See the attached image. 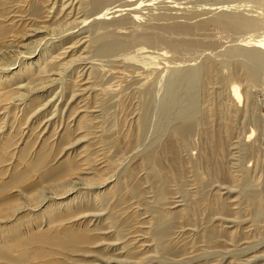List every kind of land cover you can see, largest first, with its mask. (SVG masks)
I'll return each instance as SVG.
<instances>
[{
  "label": "bare ground",
  "instance_id": "bare-ground-1",
  "mask_svg": "<svg viewBox=\"0 0 264 264\" xmlns=\"http://www.w3.org/2000/svg\"><path fill=\"white\" fill-rule=\"evenodd\" d=\"M76 1L78 4L77 9L75 8L77 11L76 14L81 15H78L79 18L82 17L80 19L83 20L94 18L93 22H95L94 25H92L93 27L91 26V28L88 29L90 34L92 35V39L90 44L87 45V47L89 48L92 43H96L97 48L93 47L96 48L94 50H96L98 55L102 57L106 56V60H108L107 62H89V67L91 69L89 72V79L91 75L93 77V80L90 81L94 84V86L90 84L89 89H91L92 86L95 88H100V92L98 89L97 92L92 91L93 93L96 92V95L94 94L95 97L92 96L94 98V101L91 99L93 102H95L93 108H96L99 112H97L98 114L96 115H94L93 112H90V114L87 109L86 111L82 112L81 116H79L76 123L75 132L77 131L79 136L77 138L75 137L76 134L74 132L64 127L65 129L64 131L62 130V133L60 134V139L58 141H55L56 143L54 146L50 145V143L48 144L47 142H44L42 143L41 147L36 151V153H33V151H31L33 147L31 143L25 142L24 146L22 145L23 147L18 150L19 148H17V145L21 139L20 137H22V134L18 138L17 131L21 129L19 127L20 125H22L20 119H23L20 115H18L20 112L19 105L25 99V96H28L27 98L29 99V105L26 106L29 107L30 114L32 113L31 111L35 110L36 105L33 106V98H35L36 95H33V98L31 99L29 97L30 94L27 93L30 91V85H32L31 82H33L34 80L27 77V79L31 80H29V82L27 81L28 83L26 82V84H23L22 86H18L16 84L17 88H11V86L15 82L9 84L10 87H7L8 84L4 85L3 81H0V223H5L0 224V264H71L72 261L75 262V260L78 259L79 255H81L82 258L79 259H83L82 261L90 262L91 260L88 261L87 259L91 255L94 256V254H96L95 257H97L101 254L99 245L103 244L99 241V237L97 235L98 233H101L102 237L104 238V241L108 242L110 236H113L114 239L116 238V240H120L128 234L138 231H144V233L147 235L145 237V240L151 243V248L154 253L159 254V257L157 258L156 256L157 259H154L156 262H158L157 264H168V261H170L169 264H176L177 262H174V260L172 261V259H175L176 256H180L186 253L184 251V248L186 247H184L183 245L185 240L184 238L181 239L179 237V235L181 236V233L184 230L186 224L193 225V221L195 222L198 218L201 217V219L203 220L208 219L209 216L212 214L228 215L229 213H231L230 208L227 202H225L226 199L223 198L224 200H221L220 197H218L219 194L215 196V194L217 193H214L215 197H212L213 199L207 196L209 198L208 199L202 194H200L199 197L195 200L192 199V203H190V205L186 204L182 206L181 209L178 210V212L175 211L174 213L169 211V215L171 216L165 218V215L162 217L163 214L159 211V209L162 208L160 202H164L167 195L171 196L172 194L180 195L181 193H183L184 196H186L189 192L188 196L190 194L195 196L197 193L199 194V192L205 189L204 188L200 190L201 185L204 186L210 181H213L215 183L218 182V184L223 183L226 185V182H230L229 178L231 179V182L234 181V184L237 182H242L246 183V185H250L253 191V193H251L252 195L249 194L247 196L246 194L247 198L246 196H244L246 198V211L251 213V221L254 227H256V229H259L261 227L260 225L264 226V195H262L259 191L256 190V188H259L258 186L261 182L260 178L262 176H252V170L250 171V169H256L257 167H259L258 164H260L259 162L262 159H260L259 153L261 150L264 149L263 130L261 131L260 127H257L256 131L254 129H250V133L247 134L244 139L240 138L241 140H239V143H241V146H243L245 149L246 155H254L256 157L255 165L253 164L254 168L245 166V163H240L238 164V166H236L237 168L233 170V166H228V161L226 159L228 154L227 150L229 148L228 142L231 138H233L232 136L234 135V133H236L238 138L240 137L238 132H234V126L235 124H237V121L241 118L242 113H245L248 106L250 107L253 104L250 101L251 89L255 86L257 87V85L262 80V75L264 74V32L262 31L264 29V0H211V3H207L206 0H202V6L205 5L206 7H200V9L202 8L201 10H203L205 14L208 13L207 15L203 13L205 16L202 17H198L199 12L201 10H198V12L196 9V11L194 9L190 11L186 9L188 14L185 13L186 11L182 9L184 7L182 5L187 4L188 6V3L186 2H189V0H185L186 2H184L183 0V2L186 4L182 3V5L180 4L181 6L177 5L181 7L180 12L183 13L182 10H184V13L186 14V16L184 14L185 17L181 16L180 21L178 19L177 21L175 20L178 17L177 15L174 20L172 19L175 16H173V14H177L178 11H176L177 13H168L171 11L169 10L171 6H169V8L168 6H165V3L167 2L163 0H157L149 4L143 5V2L149 0ZM175 1L177 2L178 0ZM204 1L208 4V6ZM199 2L201 3V1ZM74 3L75 0H0V76L6 74L10 70L8 68H10V66L13 64L11 63L10 59L7 58V49L16 47L15 45L18 46L19 43L16 41L20 39L18 41H20L21 43V41H23L24 36L28 35L31 31L33 33V28H35V26L36 28H39L38 26L44 28L43 26L45 25V23L43 22V19H51V21L53 20L51 24L55 25H60L59 21L62 23H66L67 18L64 12L68 7H71V9H73V6L75 5ZM179 3L180 2L178 1V3L175 4ZM196 3L197 5H200L198 4V2ZM191 5L189 4V6ZM132 6L134 7L132 8ZM177 6L175 7L176 10L178 9ZM189 6L187 8H189ZM11 14L13 15V17L10 16V19L9 15ZM55 15H64V17L61 18V20H58L57 18H59V16L54 18ZM96 16L99 17L95 18ZM15 17L18 18V20H15ZM169 17V22L168 19H166L167 21L165 22L163 21L165 20V18ZM182 17H184V20L181 21ZM159 19H162L164 23H162L161 21L162 24H158L157 22ZM14 21H23L25 22V24L22 25L21 22L18 25ZM166 22L168 23L166 24ZM42 23L44 25H42ZM70 25L71 24H69V26ZM18 26L21 27L19 28ZM208 26H210V28L214 27V29H218L221 32H227V35L229 33H234V35L236 34L238 37H236L235 39H238L239 43H234L230 47H226L223 52L220 51L218 53V56L215 55L216 57H218L217 60H212V58L214 57L213 55L212 58L209 57V55H211L212 53L211 52L209 54V52L211 51L210 50L208 52L209 55L207 54V52L205 53V56L203 55L204 57L202 60L200 59V63L199 61H197L198 64L193 63L195 66H193V64H191L192 66L188 64V67L182 68L183 65L181 63V68H179V66L178 68L176 66L173 67L174 65L179 64L177 62H179L181 58L177 57H181V53H185V51H181V53L178 51L192 49V47L196 44V37L192 38L191 35L193 36L199 31L202 32L201 29H203L204 32L206 30H204V28ZM128 28H132V31L130 33L123 32L125 31V29ZM40 30L42 31V29ZM43 32L46 35L44 36L43 40H46V38L48 37V32L47 30H43L41 33ZM82 32L83 29L81 28L78 29L76 33H73L72 31L63 34L61 33L62 35L57 36L59 38L56 41H50V43L49 39L51 37L49 36L50 38H48L45 43L43 42V45H41L44 48L45 44H47L46 42L49 43L48 47H46L43 52L44 55L46 53L53 54L58 52L59 54H56L55 58H59L60 55L64 56L66 52L62 51L65 45L68 44L69 46V43H71L73 40L74 41L72 42V45L79 42V39L77 41L75 40ZM203 32L200 34L202 35ZM120 33L124 34L121 35ZM204 33H206L205 35L207 37V40L205 39V37L202 39L200 38L199 40L198 37L200 44H202L204 42L203 40H205V42L203 43L204 47L206 41L209 42L208 44H212L211 46L206 45V47H211L212 49L214 48L213 46L216 47V45H213L214 42L212 40L209 41L207 36L208 32L206 31ZM41 35L42 34H40V36ZM205 35L203 34V36ZM239 37L241 38L239 39ZM251 39H255L256 42L252 44L249 43L248 40ZM43 40L41 39V41ZM41 41H38V43H40ZM246 41L247 43H243ZM20 45L21 44H19V46ZM203 46L200 47L202 48ZM149 48L152 50L149 52V54H145V49L150 50ZM22 51L24 52V50ZM130 51H135L134 53H137V55H139L138 57L145 58L144 66V60L143 62L141 61L142 65L140 66H143L142 68L140 66L126 67V65L123 66L124 63L122 64V66H119V63L114 64V61L116 60H114L115 57L120 55L123 56V54ZM193 51L195 50L186 52L192 53ZM177 52L180 54H178ZM17 53H19L18 56H20L22 52H20L19 50V52ZM175 53L179 56H173V54L176 55ZM182 56H185V54ZM183 59L184 57L180 61H182ZM62 63L56 64L54 68L58 71V73L56 72L57 76H59L58 79H64L63 82L62 80L60 82L63 83L62 86L64 88L65 93L66 90H68L69 92L72 90L74 92L75 90L78 91L77 93H79L80 90L78 88L79 85H77V83H74L69 79L65 80V76H68V74H66V64ZM167 65H173L172 67L170 66V69L168 68L169 71H171V76L172 74H174L176 77H185V74L189 75L190 73L192 74L190 76H197V78L201 77L199 78L202 79V83H200V86L202 88L201 91L203 92V98H205L206 100L205 105L202 106V103L200 102L201 105L199 104L200 106H197L196 102L203 99L201 97V99L199 98V95L202 93L198 92L199 95L197 96L199 100L194 102L197 99L196 97L194 101H191L193 104L196 103V106L194 107L193 105V107L189 109L187 108V110H180L179 123L169 128L163 125V118L161 117L166 111L165 108H168L167 106L169 105H167V103H170V100L169 102H166L163 105L160 104L161 106H159V109L153 108L154 104H149L150 100L154 98V96L158 95H155L154 83H159L160 77L162 76L164 69L165 71L168 70ZM93 66L96 68L92 69ZM45 68L42 67L39 70V73H45L46 71H49V69ZM98 71H100V74L104 76L102 80L98 79L100 77H97ZM108 73L115 74V77L111 76L112 74L109 75ZM106 74H108L107 77H111L107 78ZM132 76L135 77V84L137 80V87H135L137 88V90H135L132 95V97L134 96L136 98V104H134V110L137 112V119L136 121L134 120L136 122V126L134 127L135 130H133V126H131L130 123L128 124V121L130 120L127 118L125 120L124 118L122 120V125L120 126L119 135L118 133L107 131V134L105 133V136L102 135V137H100L99 135H97V133L101 129H107L105 127L107 123V127L110 128V124L113 122L114 117L117 114L116 111L120 109L118 111V113H120L125 110L119 102L120 105L117 106L118 109L116 108L115 112L112 111L111 115L109 113V111L111 110L108 111V109H110L109 107L111 106L107 105V101H104L103 92H105L106 95L113 96V94L115 93L114 89L120 86L118 85V83H122V87L124 86L127 88L128 84L124 85V81H126L127 79L130 80ZM110 78L111 80L112 78L115 79L116 82L110 83ZM178 80L180 79L178 78ZM212 80H216V82L221 83L225 82L229 86L233 81L239 82L241 85H243L244 88L241 94L243 93V98L245 102L244 107H239L241 105L240 92L232 88L231 90H229V97H226L224 103L214 105L213 102H208L209 95L214 93V90H210L213 89V87L211 88L210 86V89L208 88V85H210L209 83L213 82ZM29 83L31 84L29 85ZM179 85L180 86H176L174 84L175 87L173 88H175V91L173 90V88L171 90L169 87V89L171 90L170 96L173 95V98H176V96L174 95H179L178 93L181 91L179 90L177 94H174L178 90V88L176 89V87L182 86V89L184 87L182 85V81ZM157 86L158 84L155 87ZM34 88L37 87L35 86ZM119 88H121V86ZM92 89L94 90V88ZM157 89L160 90V88L158 87ZM68 91L66 93L67 96L69 95ZM101 93H103V97L100 96ZM193 93L191 92L192 96ZM36 94L38 95L40 93L38 92ZM53 94L54 96L51 95L52 98H58L59 94H56V92H54ZM216 94H219L220 96V92ZM222 95L223 94H221V96ZM167 96L168 98H166V100L170 98L169 94ZM20 97H24V99H21ZM63 98L64 97H60L59 101ZM179 98L180 97H178V99ZM50 99L46 100L43 104H41L42 106H39H47V104L51 103ZM64 99H67V97ZM54 100L52 99V103ZM160 100L158 99V101ZM16 101L18 103H16ZM175 101H177V99ZM65 104L66 106L67 104L69 106V101H67ZM164 105L166 106L165 108ZM39 106L38 108H40ZM76 107L73 108V113L74 111H77L81 108L78 105ZM50 108H52V106L49 107V109ZM22 110L23 106L21 111ZM157 110H159L160 112H158ZM55 111L56 110H54L53 112ZM61 112L59 111V113H56L60 114ZM157 112L159 114V123H161L157 126V129H159L157 137L159 141V143L157 142L158 145L152 150L150 149L143 152L141 159H137L138 161L135 163L133 162L134 164L129 169L123 171V173L127 177L126 180L124 177H119L118 180L116 179L117 181L115 180L116 182H114L113 185H110L111 187L109 188L107 194L98 193L95 195V198L93 200L94 202L92 201V203H95L96 207H98L100 211L107 212V210L110 208L109 211L106 213L105 217H103L104 220L102 224L105 226L101 224V226L103 227L98 226L97 229H95L94 227H96V223L94 224V227H88V224L84 223V221V226L82 225V221H79V223L81 222L80 224L75 221V218L80 216V211L82 212L83 205L78 206L77 210H72L68 208L70 204H67L66 207L64 206L66 208V211L61 212L60 207L64 205L63 203L65 202H63V200H55L57 198V195L62 196L69 192V190H73L72 188H68L74 186L73 178L78 176L79 177L77 179L79 180H85L87 178L85 182L90 184L89 187H87L88 189H92L91 187L97 186L98 184L101 185L102 182L106 180L105 177H108L107 179H109V174H114L116 163H118L120 160H124L125 156H128L126 154L131 149V147H133L136 143L140 142L143 138H146L144 137V135L149 127L148 125L149 123H151V121H153L152 117L154 114H157ZM130 113L127 114L129 115ZM198 113L199 117L196 118V115ZM24 114L26 116L27 113ZM52 115L53 114L51 113V116ZM60 115H58L59 123H56V125L53 124L54 131H52V135H56L57 126L62 125V123H64L65 121V119H63V117ZM12 118H14V120ZM10 119L11 121H13L10 122ZM157 122L158 121H156V123ZM16 124H18V127L14 128ZM36 126H39V123ZM154 129L156 128L154 127ZM166 130H169V133L166 134ZM32 134H34V132ZM193 134L198 135L197 140L195 141L191 138ZM90 135L91 137H89ZM88 137L92 140V142L94 141V145L98 144L99 147L102 148L101 151L103 152L101 154L97 152H89L84 155L82 159L70 158L68 157V155L62 154V152L65 151V145H67L70 140L72 142H75L76 140H81L83 138ZM251 137L253 138V140H250ZM72 139H75V141H73ZM143 141L144 139L142 140V143ZM244 141L246 142L244 143ZM32 143L34 142L32 141ZM192 144L195 146L193 147ZM195 148L198 149V154L196 155V157H193L190 151ZM16 151H19L17 156L18 164H14V166L12 167L10 165L11 162L7 161L12 158ZM59 154L64 155L61 161L55 159ZM102 163L103 165L105 164L104 167H101L103 166L101 165ZM5 165H7V167ZM94 165L101 166L95 167ZM137 169L143 172H141L140 174L138 173ZM137 175H139V178ZM230 185L228 187H230ZM191 189L194 191H190ZM47 190L52 191V197H50L49 195H45L47 194ZM202 193L206 195L208 192ZM148 197L151 198L152 203L156 201L157 206L151 205V202L149 201ZM44 202H49L48 206L46 208H42V210H40L39 212L36 211V208H39V206H41ZM109 202H111L112 204L111 207L108 204ZM131 205L141 209L142 211L144 210V212L146 213L150 212L151 215L149 216L150 219L148 221L150 222V224H147V227H149L148 229L145 228L146 226H143L144 222L141 221H138V224L135 223L136 226L133 225L131 227L130 222L132 220H137L134 219V217L136 216V210L131 213H128L127 211L128 208L132 207ZM98 212L99 211H97V214ZM20 213L24 214L18 215ZM87 213L88 212H86V214ZM90 214L94 215L91 212ZM235 217L238 218V216L236 215ZM29 219L34 220V225H28L27 227L31 228L28 229L26 233H24L21 231V225L24 221ZM178 220L180 222L184 221V224L176 225V222ZM43 223H45V228H42ZM177 227L179 229L181 228L180 234L178 233L179 235H176ZM131 228H134L135 230H132ZM107 229L109 232V237L106 238V235L103 233V231H107ZM206 230L207 234L203 235L202 238L208 236V239H210L209 236H212L213 234L225 237V233L222 235L223 232L220 230V228L216 229L215 227H211L209 229L206 228ZM233 232L230 234V243H232V241H234V238H236L235 233ZM258 234L261 235L260 233ZM136 237L138 238V236ZM223 237H221V239ZM226 238L229 237L226 236ZM226 238L225 242L227 241ZM208 239H204V241H207L208 243ZM222 243L223 245H225L223 241L221 242V244ZM107 248L108 247L105 245L104 249ZM127 253V257H130L131 255L133 256V254H131V251H127ZM143 257L145 258V256ZM163 259H166L167 262L164 263ZM192 260L193 259H191L189 262L191 263ZM181 262L183 263V261Z\"/></svg>",
  "mask_w": 264,
  "mask_h": 264
},
{
  "label": "rangeland",
  "instance_id": "rangeland-1",
  "mask_svg": "<svg viewBox=\"0 0 264 264\" xmlns=\"http://www.w3.org/2000/svg\"><path fill=\"white\" fill-rule=\"evenodd\" d=\"M154 1H157V0L145 1V2L142 3V5L143 4H149V3L154 2ZM163 1L167 2V3H165L166 4L165 6H168V8H169V6H171L169 8V10H171L172 12L170 11L168 13L172 14V13H175L176 11H178V13L176 12L177 14H173V16L175 15L174 18L171 17L174 20L176 18V15H177L178 17L175 19L176 21H177V19L180 21L181 16H184L185 13L188 14L186 9L189 10V11L193 10V9L194 10L196 9L197 11L198 10L200 11L205 6V5L202 6L203 5L202 4L203 3L202 0H194L195 3L192 0H189V2H191V3L186 2L184 0V2L188 3V6H189V4L191 5V4L194 3L193 5L189 6V8H187L188 6H187L186 3L183 2V0L182 1L178 0L180 2L179 4H175V3H178V1L176 2L175 0L174 1L173 0H163ZM199 1H201V3ZM206 1H207V3H211L210 2L211 0H209V2H208V0H206ZM196 2H198V4H200V5H197ZM168 3H169V5H168ZM182 3H184L186 5H182ZM207 3H206V5L208 6ZM74 4L75 5L73 6L74 7L73 9H71V7H68L65 10V12H64V14L66 15V18H67L66 19L67 20L66 23H64V22L62 23V22L59 21L60 25H58V24L55 25V24H51L53 20L51 21V19L50 20L43 19V22L45 23V25L43 23H42V25H44L43 26L44 28H42L41 26H38L39 28H36V26H35V28H33V30L35 32L33 31V33H32V31H31L30 32L31 34L29 33L28 35L24 36L23 41H21V43H20V41H18L20 39H18L16 41L19 44H21L20 46H19L18 43H17L18 46L15 45L17 47V50H16V47L9 48V49L6 50L7 55H8L7 58H9L11 63H13V64L10 66V68H8L10 70L6 74L0 76V81L2 80L4 85L8 84L7 87L8 86L10 87L9 84L15 82L11 86V88H17V85L18 86H22L23 84H26L27 81L29 82V80L33 79L34 81L31 82V83H32V85L34 83V85L32 86V85H30L31 83H29L30 91L27 92V93L30 94L29 97L31 99L33 98V95H36L35 98H33V102H34L33 106L36 105V108L34 110L35 112L31 111L32 113L34 112L33 114L32 113L30 114L29 107L26 106V105H29L28 104L29 99L27 98L28 96H25V99H24V97H20L21 99L23 98L24 100L21 102L22 104L20 103V105H19L20 106V112H19L18 115H20L21 118H23V119H20V122L22 123V125H20L19 127L21 129L18 130V131L16 130L18 132V138L22 134L21 135L22 137H20L21 139H20V141H19V143L17 145V148H19L18 150H20L21 147L24 146L25 142L31 143V145L33 146L31 151H33V153H36V151L41 147L42 143H44V142H47L48 144L50 143V145L54 146L55 143H56L55 141H58L60 139V134L62 133V130L64 131L65 128H68V129H70V131L74 132L76 134L75 137L77 138L79 136H78V132L77 131L75 132L76 123H77V119L79 118V116H81L82 112L86 111V109L88 110L89 113L93 112L94 115L98 114L97 112H99L96 108L95 109L93 108L94 107L93 105L95 104V102H93L94 98L92 96L95 97L97 89L99 90L100 88L93 87L94 84H93V82H91L93 80V77L90 75V79H89V72L91 70L89 66H90V63H97V61L98 62H103V61L107 62L108 60H106V58H107L106 56L102 57V56L97 54L96 50H94V49L97 48L96 43H92L91 46L89 47L90 49L87 47V45L90 44L91 39H92V35L90 34L88 29H90L91 26L94 25V23H95V22H93L94 18L90 19L88 17L89 19H87V20L80 19V18H82V17L79 18L78 15H80V14H78V15L76 14V12H77L76 9H77V5H78L76 0H75ZM180 4L182 6H184L182 9H184L186 11L185 13H184V10H182L183 13L180 12L181 7L177 6V5H180ZM174 5H176L179 10L178 9L176 10L175 9L176 6H174ZM192 6H194V7L196 6V7L194 8ZM133 7L134 6H132V8ZM200 7H202V8L200 9ZM129 8H131V7H129ZM70 9H71V11H70ZM166 10H167V7H166ZM195 11H192V12H195ZM203 13L205 14V12L203 10H201L199 12V16L198 17H202V16H205V15L208 14L207 13V14L204 15ZM52 14H53V11H52ZM10 16L13 17L12 14L9 15V18H10ZM58 16L55 15L54 18H56ZM185 16H186V14H185ZM63 17H64V15L63 16L60 15L59 18H57V19L61 20V18H63ZM98 17L99 16H96L95 18H98ZM184 17H182L181 21L184 20ZM101 18H102V16H101ZM16 19L18 20V18L15 17V20ZM74 19H75V21H74ZM107 19H109V18H107ZM162 19L161 20L159 19L157 23L158 24L161 23ZM166 19H168V22L170 21V17L169 18H165V20H163V21L164 22L167 21ZM110 20H111V18H110ZM163 21H162V23H164ZM14 22H16V21H14ZM21 22H22V25L25 24V22H23V21H21ZM21 22L18 21V22H16V24L19 25ZM68 22H70V23H68ZM90 22H92V23H90ZM168 22H166V24ZM69 24H71V25L69 26ZM21 26H18V27L20 28ZM67 26H69V27H67ZM210 26L204 28V30L206 29L204 32H206V31L208 32L207 36H208L209 41L212 40L214 42L213 45H216V47L213 46L214 47L213 49L211 47H206V45L207 46H209V45L211 46L212 45V44H208L209 43L208 41H206V44H205V47H204L203 43L205 42V40H203L204 42L201 40L203 43L200 44V42H199L200 38L202 39V38L205 37V39L207 40V37L205 35L206 33L203 32V29H201V31L203 32V34L205 36H203V34L202 35L200 34L202 32H200L199 31L200 29H199L198 33L196 31L197 34H195L193 36L191 35L192 38L196 37L195 38L197 40V42L195 44L196 46L194 45L192 47V49L178 51L180 53H181V51H185V53H184L185 56H182L184 54L181 53L182 54V55H180L181 57H177V58H181V59L184 57V59H183L184 61L183 60L180 61L181 60L180 59L179 62H177L179 64L174 65V66L172 65L173 67L176 66L178 68V66H179V68H181L180 67L181 63L183 65V66L181 65L182 68L188 67L189 65H191L193 63L194 64H198L197 61H199V63H200V61L205 56V53L207 52V54H208V52L210 50L211 51L209 52V54L211 52L212 53H211V55L208 54L209 57L212 58V55H213L214 57L212 58V60H214V59L217 60L218 57H216V56H218V53L220 51L223 52L226 49V47H230L234 43L235 44L239 43L238 42L239 40L235 39L236 37H238L236 34L234 35V33L232 34V33L228 32L229 34L227 35V32L225 33V32L222 31L223 32L222 33L220 30L214 29V27L210 28ZM81 28L83 29V32L75 40V41H77L79 39L78 40L79 42H77L74 45H72V42L74 41L73 40L71 43H69V46H68V44L65 45L66 48L64 47V49L62 51V52H64V51L66 52L67 55L64 54V56L66 55L65 57L63 55H60L59 58H55L56 54H59L58 52L57 53H53V54L46 53L44 55L43 52L46 49V47H48L50 41H56L59 38L57 36H61L63 33H68L70 31H72L73 33H76L77 30L81 29ZM84 28H86V29H84ZM40 29H42V31L43 30H47L48 37L46 38V40L51 37L49 39V43L46 42L47 44H45L44 48L41 45H43L42 44L43 42L45 43L46 40H43V39H44V36H46V35H45L44 32H43L44 34L41 33L42 31ZM215 30L218 31V32L220 31V32L218 33ZM131 31H132V28H128V29H125V31H123V32L130 33ZM262 31L264 32V29ZM40 34H42V35L40 36ZM120 34L122 35L124 33H120ZM198 37H199V40H198ZM243 37H244V35H243ZM240 38L241 37H239V39ZM41 39L43 41H41ZM36 40H37V42H36ZM38 41H41V42L38 43ZM248 42L252 44V43L256 42V40L255 39H251V40H248ZM243 43H247V41L243 42ZM198 45L203 46V47L201 48ZM93 47H96V48H93ZM207 48H208V50H207ZM200 49H202V50H200ZM19 50H20V52H22L20 54V56L22 55L21 58H20V56H18L19 53H17V52H19ZM22 50H24V52ZM151 50L152 49H150V50L145 49V51H146L145 54H149V52ZM191 50H195L197 52L193 51L195 53H193V52L192 53L191 52L188 53ZM186 51H188V52H186ZM134 52L135 51H130V52H127V53L123 54V56L120 55V56L115 57L114 60L115 59L116 60L114 61V64L119 63V66H122V64L124 63L123 66L126 65V67H135V66L142 65V62L144 60V62H143V66H144L145 65V58L143 56L142 57L144 59L141 58V57H138L139 55H137V53H134ZM15 53H17V54H15ZM180 53H178V54H180ZM178 54H176V55L173 54V56H177ZM194 55H195V57H194ZM98 56L102 57V58H99ZM18 57L20 58V60H19ZM13 58H15V59H13ZM18 60H19V62H18ZM49 61L52 62V63H50ZM62 62L66 64L65 65L66 66V70H67L66 74H68V76L67 75L65 76V80L69 79L70 81H72L74 83H77V85H79V87H78L79 90H80L79 93H77L78 91H75V90H74V92H73V90L70 91V92L68 90H66V93H67V91L69 92V95L68 96L66 95V93L64 91V88L62 86V84H63L62 82L64 81V79L63 80L61 79L62 82H60L61 80L58 79L59 76H57L58 71L54 68L56 64H60ZM48 64H49V66H48ZM51 64L52 65L54 64L53 67H52ZM194 64H193V66H195ZM45 65H47L48 67L45 66ZM143 66H140V67L142 68ZM170 66L171 65H167V69L168 68L170 69L172 67V66L171 67ZM42 67L43 68L46 67L47 69H49V71H46L45 73H39V70ZM99 67H101V66H99ZM93 68H96V67L93 66L92 69ZM169 69L167 71H165V69H164L165 72L163 71L162 76L160 77V81H159V83H157L158 84L157 87L160 88V90L157 89V87H155L157 84L154 83V89H155L154 92H155V95H157V94L158 95L154 96V98L151 99L152 102H151V100L149 102V104L150 103L154 104V106L152 105L153 108L159 109V106H161L160 104L163 105L166 102H169V100H170V103H167V105H169V106H167L168 108H165L166 106L164 105V108H165L166 111L164 112L163 116L161 117V118H163V121H162L163 125H165L167 128L173 127L174 125L179 123V121H180L179 120V112H180V110H187V108L189 109V108L193 107V105H194V107L196 105L200 106L201 103H202V106H203V105H205V102H206L205 98H203V92L201 91L202 88L200 86V83H202V79H199L201 77L197 78V76L196 77L195 76L194 77L190 76V75H192L190 73H189V75L185 74L186 78L184 76L183 77L182 76L176 77L174 74H172V76H171V71H169ZM139 70H137V71H139ZM53 74H55V75H53ZM108 74L109 75L112 74L111 76L115 77V74H113V73H111V74L108 73ZM108 74H106V77H107ZM111 76H108L107 78H109ZM262 76H263V77H261L262 80L257 85V87L255 86V87H253L251 89V100L250 101L253 104L250 107L248 106V108L245 111V113L244 112L242 113L241 118L237 121V124H235V126H234L235 127L234 128V132H238L240 137L238 138L236 133L233 132L234 133V135L232 136L233 138H231L230 141L228 142L229 148L227 150L228 154L226 153L227 154V158L226 159L228 161V166L229 165L231 167L233 166L232 167L233 170H235L237 168L236 166H238V164H240V163H242V164L245 163L244 165L248 166L250 168H254V165H255V158L256 157L254 155L253 156L252 155H246L245 149H244L243 146H241L242 144L239 143V140H241L240 138L244 139L245 136L250 133V129H254L256 131L257 127H260L261 131L263 130V133H264V74ZM27 77H29L31 79H27ZM97 77H100V78H98L100 80H102L104 78V76L100 74V71H98ZM178 78L180 80H178ZM112 80L110 78V83L111 82H116L115 79L112 78ZM134 80H135V77L132 76L130 78V80L127 79L126 81H124V85L128 84L127 88L124 87V86L122 87V85H121L122 83L121 84L118 83V85H120L121 88H119L120 86H118V87L116 86L117 88L114 89L115 93L113 94V96L106 95V93L103 92L104 93V101H107L106 102V103H108L107 105L113 107V108H111V107L108 106L110 108V109H108V111L111 110V111H109V113L111 115H112V111L115 112V109L117 108V106L120 105V103L123 106V109H125V110L120 112V113H118V111L120 109L117 108L118 109L116 111L117 114L115 115L113 122L110 124V128L107 127L108 126L107 125L108 123H107L105 127L108 130L107 129H105V130L101 129L100 130L101 132L99 131L97 133V135H99L100 137H102V135L105 136V133L107 134V131H109V132L112 131L113 133H118V135H119L120 126L122 125V120L124 118H125V120H126V118L130 120V121H128V124L130 123V125L133 126V130H135L134 127L136 126V122L135 121L137 119V117H136L137 116V112L134 110V106H135L134 104H136V98L134 96L132 97V95L135 92V90H137V88H135V87H137V80H136V84H135ZM181 81H182V85L185 87V89H184V87L182 89V86L181 87H176V89L178 88V90L174 94H177L179 92V90H181L182 93L180 91L178 93L179 95H174V96H176V98L175 97L173 98L172 97L173 95L170 96L171 95L170 91L172 90L173 87H175L174 84L176 86H180L179 84H181ZM212 81L214 83L210 82L209 83L210 85H208V88L210 89V86H211V88L213 87V89H210V90H214V93L211 94L212 97H211V95H209L208 102L211 101V102H213L214 105H219L220 103H224V100L226 99V97H229L228 96L229 93H230L229 90H231V88L234 89V90H238L240 92V94H241V92L243 91V88H244L243 85H241L239 82H236V81L231 82L230 86L227 83H225V82L221 83V82H216V80H212ZM35 84H37V85H35ZM90 84L93 85L92 88H94V90L92 88L89 89ZM139 84H138V86H139ZM29 85H28V87H29ZM35 86L37 88H34ZM169 87H170L171 90L169 89ZM189 87L191 88V90H190ZM62 88H63V90H62ZM60 89H61V92H60ZM173 90L175 91V88H173ZM37 91L40 93V94H38L39 96L36 94V93H38ZM92 91H96V92L93 93ZM54 92H56V94H59L58 98L57 97L52 98V96H54V94H53ZM62 92H63V94H62ZM75 92L77 93V96H76ZM99 92H100V90H99ZM191 92L192 93L193 92L194 93L195 92L196 93H198V92L200 93L201 92L202 94L199 95V93L198 94L195 93V95H196L195 96L194 93H193V96H192ZM219 92H220V96H221V94H223V95L225 94V95L224 96L222 95L220 97L219 94H216V93H219ZM222 92H225V93H222ZM71 93H73V94H71ZM103 93H101L100 96L103 97ZM48 94H50V95H48ZM168 94H169L170 98L166 100V98H168V96H167ZM40 95H41V97H40ZM197 95H199V98L201 97L203 99L199 100ZM65 96L67 97V99H64V98H66ZM105 96H107V97H105ZM108 96L109 97L111 96L112 98L111 97L109 98ZM60 97H64V98L59 101ZM157 97H158L159 100H160V97H161V100L158 101ZM178 97H180V98L178 99ZM196 97H197V99L194 101V99ZM155 98L157 99V101H156ZM189 98H191V99H189ZM48 99L51 100L50 101L51 103L47 104V106L45 105L44 107H41L42 106L41 104H43ZM52 99L53 100L55 99L56 101L54 100L53 103H52ZM176 99H177V101H175ZM219 99H221V100H219ZM192 100L194 102L199 100L198 101L199 103L196 102L197 104L195 103L196 104L195 105V104H193L191 102ZM67 101H69V106H68V104H67V106L65 104ZM16 103H18V102L16 101ZM25 103H27V104H25ZM58 103H60L61 105L58 104ZM158 103H159V105H158ZM54 104H55V107H54ZM240 104L241 105L239 107L243 108L244 104H245L244 98H243V93L241 94V103ZM39 105H41V106H39ZM77 105L80 106L81 108L79 110H77V111H74V113H73L72 112L73 108L76 107ZM157 105H158V107H157ZM189 105H190V107H189ZM22 106H23V110L21 111ZM38 106L40 108H38ZM51 106H52V108L49 109V107H51ZM63 106H65V107H63ZM152 106H150V107H152ZM57 107H59L60 109L57 108ZM46 108H47V110H46ZM76 108H78V107H76ZM18 110H19V108H18ZM54 110H56V111L53 112ZM64 110H66V111H64ZM129 110H130L131 113L129 112ZM59 111L60 112L62 111L60 113L61 115L57 114V113H59ZM157 111L160 112L159 110H157ZM135 112H136V114H135ZM158 112H157V114L153 115V117H152L153 121H151V123H149V125H148L149 127H148V129H147V131H146V133L144 135V137H146V138H143L144 139L143 143H142V140H143L142 139L140 142L136 143L133 147H131V149L126 154L128 156H125L124 160H120L118 163H116L115 169H114L115 170L114 174L112 175L110 173L109 174L110 175L109 179H107L108 177H105L106 180L104 182H102V184L100 183L101 185L98 184L97 186L91 187L92 189H88L87 187H89L90 184L85 182V180L87 178L85 180L83 179L84 181L77 179L79 176L78 177H74L75 179L73 178L74 186L68 187L69 189L72 188L73 190H71V191L69 190V192H67L66 194H64L62 196L61 195H57V198L55 200V201L63 200V202H65V203H63L64 205H62L63 207L62 206L60 207L61 212H65L66 211L65 207L67 206V204H70L68 208H70L72 210H77L78 206H80V205L82 206L83 205L82 212L80 211V216L75 218L76 219L75 221H77L78 223H79V221H82V225L84 226V223H86V224H88V227H94V224L96 223L95 224L96 227H94L95 229H97L98 226H101V224H102V222L104 220L103 217H105L106 213L109 211L110 208L107 210V212L100 211L99 208L96 207L95 203H92V201L94 200L95 195L98 194V193L107 194L109 188L111 187L110 185L111 184L113 185L114 182H116L119 177H124L125 180H126L127 177L123 173V171L129 169L135 162H137L139 159H141V156H142L143 152H145L146 150H150V149L152 150L158 145L159 141H158L157 137H158L159 129H157V126H158V124H161V123H159V114H158ZM24 113H27L26 116H25ZM51 113L53 114L52 116H51ZM127 113H130V114L128 115ZM22 114H23V116H22ZM126 114L128 115V117H127ZM58 115L62 116L63 119H65V121H64V123H62V125L57 126L56 135H52V131H54L53 130V124L56 125V123H59L58 122L59 121ZM27 116H28V118H27ZM64 116H65V118H64ZM198 117H199V113L196 115V118H198ZM12 119L14 120V118H12ZM117 119H118V121H117ZM155 120L158 121V122L156 123ZM12 121L10 119V122H12ZM38 123H39V126H36V125H38ZM261 125H262V127H261ZM17 127H18V124H16V126L14 128H17ZM154 127L156 129H154ZM151 130H153V131H151ZM33 132H34V134H32ZM165 133L166 134L169 133V130H166ZM89 137H91V135ZM89 137L88 138H83L81 140H76V141H75V139H72L75 142H72L70 140L68 143H70V144L72 143V144L70 145V144L67 143V145H65V147H64L65 151L63 150L64 152H62V154H66V155H68V157L76 158V159H80V158L82 159L83 156L86 155L89 152L90 153L97 152V153L101 154L103 152V151H101L102 148H100L98 144L94 145L93 144L94 141L92 142V140L89 139ZM197 137H198L197 134H193V136L191 138H192V140L195 141V140H197ZM252 137L250 138V140L251 139L253 140ZM52 139H54V140H52ZM47 140H49V141H47ZM32 141L34 143H36V144L32 143ZM245 142L246 141H244V143ZM247 143H249V142H247ZM19 145H21V146H19ZM192 146L194 147L195 145L192 144ZM197 150L198 149L195 148L192 151H190V153H191V155L193 157H196V155L198 154ZM18 153H19V151H16V153H14L12 158L7 161V162H11L10 165L12 167L14 166V164H18V157H17ZM62 154L61 155L59 154L58 155L59 157L57 156L55 159L61 161L62 158L64 157V155H62ZM259 154H260V159L262 158L261 161L259 162L260 164H258L259 167L256 166L257 167L256 169H250V171L252 170L251 171V175L252 176L253 175H256V176L257 175H261L262 176V177L260 176L261 178L259 177L261 179V182L260 181L259 182L262 185L259 184V186H258L259 188H256V190L259 191L262 195H264V161H263L264 160V149L261 150ZM132 158H133V160H132ZM101 165H103V163ZM101 165H98V166L94 165V166L95 167H99ZM104 165L101 166V167H104ZM5 166L7 167V165H5ZM238 169H239V167H238ZM141 172H143V171L138 170V173L141 174ZM137 176L139 178V175H137ZM229 180H230V182L229 181L226 182V185L223 184V183L222 184L221 183L218 184V182L215 183L213 181H210L208 183L210 185V188H209L208 184H206L204 186L201 185L200 186L201 187L200 190L205 188L204 190L206 192H208L206 195H204L202 193V192L206 193L204 190L199 192V194L197 193L195 196L190 194L189 195L190 197L188 196L189 192H188V194L186 196H184L183 193H181L180 195L179 194H176V195L172 194L171 196L167 195V197L164 200V202H160V205L162 206V208H160L159 211L163 214L162 217L165 215V218L166 217L168 218L169 216H171V215H169L170 214L169 211L174 212V213H175V211L178 212V210H180L182 206H184L186 204L190 205V203H192V199L195 200L196 198L199 197L200 194H202L206 198L209 197L211 199H213L212 197H215V196H217L219 194L218 197H220L221 200L226 199L225 202H227V204L229 205V208H230V212L231 213H229L228 215L227 214L226 215L225 214H223V215H219V214L218 215L217 214L214 215V214H212V215L209 216L208 219H204L203 220V219H201V217L198 218L195 222L193 221V225H189V224H186V226L184 225L185 228L182 231L183 234L181 233V236L179 235L181 228L180 229L178 227L176 228V231H177L176 235H179V237L181 239L184 238L185 241H184L183 245H184V247L187 248V249L184 248L185 249L184 251L186 252V253L184 252L185 254L180 255V256H176L175 257L176 260L174 258L172 259V261L174 260V262H177L176 264H264V233H263L264 232V226L260 225L261 227L259 229H256V227H254V225H253V223L251 221V219H252L251 213L246 211V208H245L246 207V204H245L246 201L245 200H246V198H247V196L249 194L252 195L251 194V193H253L252 188L250 187L249 184L248 185H249L250 188L248 187V185H246V183L237 182V183L234 184V181L231 182L230 178H229ZM228 183H229V185L231 183L230 187H228L229 186ZM190 191L193 192L194 190L191 189ZM214 193H217V194H215V196H214ZM237 194H239V195H237ZM246 194H247V196H246ZM45 195H47V196L49 195L50 197H52L53 193H52L51 190H49V191L47 190V194H45ZM244 196H246V198ZM263 198H264V196H263ZM149 201L151 202V205L157 206L156 201H154L152 203L151 198H149ZM234 202H236L237 205ZM48 203L49 202L42 203V205L39 206V208H36V211L39 212L40 210H42V208H46L48 206ZM108 204L110 205V207L112 206L111 202H109ZM86 205H87V207H86ZM88 205H89V207H88ZM93 205H95V206H93ZM96 208H98V209H96ZM135 210H136L137 213L135 212L136 216L134 217V219H137V220H132L130 222L131 227L133 225L136 226V224H138L137 222L141 221V222H144L143 226L144 227L146 226L145 228L148 229L149 227H147V224H150V222H148L149 219H150L149 216L151 215L150 212L146 213V212H144V210L142 211L141 209L136 208L135 206H132V207L127 209L128 213L134 212ZM97 211H99L98 214L101 213V214H99V216L97 214ZM86 212H88L89 214L88 213L86 214ZM90 212L93 213L94 215L90 214ZM21 214H24V213H20L18 215H21ZM235 215L238 216V218H236ZM83 221H84V223H83ZM145 221H147L148 223L145 222ZM197 221L198 222L200 221V222L198 223ZM183 222L184 221L180 222L178 220L176 222L177 223L176 225L184 224ZM0 224H5V223H0ZM28 225H34V220L29 219V220L24 221L23 224L21 225V231L26 233V231H28V229L31 228V227H27ZM44 225H45V223H43V227L42 228L46 227ZM103 226H105V225H103ZM103 226H101V227H103ZM211 227H215L216 229L220 228V230L223 232L222 235L225 233V237H223L221 235L217 236V234H213L212 236L211 235L209 236L210 239H208V236L202 238L203 235L207 234L206 228L209 229ZM132 230H135V229L133 228ZM233 230H234V232H233ZM227 231H228V234H227ZM231 231L233 233H235V237H236V238H234V241H232V243H230V240H229V239H231L230 238V234L232 233ZM103 233L106 235V238L109 237L108 229H107V231H103ZM258 233H260L261 235H259ZM97 235L99 237V241L102 242V244H103V245H99L100 250H101V254L98 255L97 257H95L96 254H94V256L91 255L87 259L88 261L91 260L90 262L82 261L83 259H79V258H82L81 255H79L78 259L75 260V262L72 261L71 264H81V263H84V264H145V263H147V264H151V263L152 264H157L158 263L155 260L159 257V254L158 253H154V251L151 248L152 247L151 243L149 241L145 240L146 239L145 237L147 235L144 233V231H140V232L138 231V232L130 233L127 236H125L123 239H120V240H116V238L114 239L113 236H110V239H109L108 242L104 241V238L102 237L101 233H98ZM136 236H138V238ZM226 236L229 237V238H226ZM221 237H223V238L221 239ZM211 238H213V239H211ZM225 238L227 239L226 242H225ZM204 239L205 240L208 239V243H207V241H204ZM214 240H216V241H214ZM113 241H114V243H113ZM222 241L225 243V245H223V243L221 244ZM108 244H110V245H108ZM105 245L108 247L107 249H104ZM121 247H122V249H121ZM114 250L115 251L117 250V251L115 252ZM127 251L128 252L131 251L132 252L131 254H133V256L135 258L132 255L130 257H127L126 256L128 254ZM112 255H114V256H112ZM138 255L139 256L141 255V256L139 257ZM146 255H147L148 258L146 257ZM149 255H150V257H149ZM143 256H145V258ZM156 256H157V258H156ZM152 257H153V259H152ZM191 259H193V260L190 263L189 261ZM151 260L154 261V262H152ZM181 261H183V263ZM163 262L164 263L167 262L166 259H163ZM169 263H170V261H168V264Z\"/></svg>",
  "mask_w": 264,
  "mask_h": 264
}]
</instances>
